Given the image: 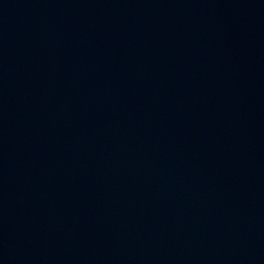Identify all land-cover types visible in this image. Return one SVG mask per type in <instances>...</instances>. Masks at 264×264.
I'll return each mask as SVG.
<instances>
[{
	"label": "water",
	"instance_id": "obj_1",
	"mask_svg": "<svg viewBox=\"0 0 264 264\" xmlns=\"http://www.w3.org/2000/svg\"><path fill=\"white\" fill-rule=\"evenodd\" d=\"M0 264H264V0H0Z\"/></svg>",
	"mask_w": 264,
	"mask_h": 264
}]
</instances>
